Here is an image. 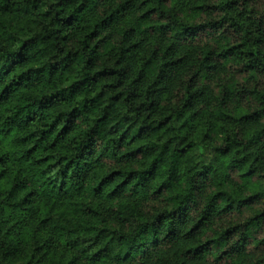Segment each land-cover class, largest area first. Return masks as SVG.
<instances>
[{
	"label": "clouds",
	"instance_id": "9594fccd",
	"mask_svg": "<svg viewBox=\"0 0 264 264\" xmlns=\"http://www.w3.org/2000/svg\"><path fill=\"white\" fill-rule=\"evenodd\" d=\"M0 264H264V0H0Z\"/></svg>",
	"mask_w": 264,
	"mask_h": 264
}]
</instances>
